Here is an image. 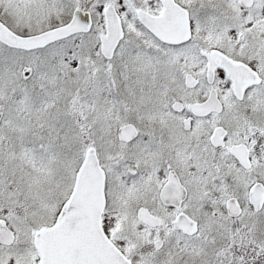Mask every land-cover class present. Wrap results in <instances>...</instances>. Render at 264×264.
<instances>
[{"label": "snow or ice", "instance_id": "6c2138e0", "mask_svg": "<svg viewBox=\"0 0 264 264\" xmlns=\"http://www.w3.org/2000/svg\"><path fill=\"white\" fill-rule=\"evenodd\" d=\"M0 264H264V0H0Z\"/></svg>", "mask_w": 264, "mask_h": 264}]
</instances>
